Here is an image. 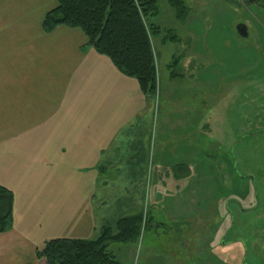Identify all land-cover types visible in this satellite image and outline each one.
<instances>
[{"label":"crops","instance_id":"1","mask_svg":"<svg viewBox=\"0 0 264 264\" xmlns=\"http://www.w3.org/2000/svg\"><path fill=\"white\" fill-rule=\"evenodd\" d=\"M56 3L0 0V185L13 196L0 264H46L35 256L46 240H93L142 209L155 95L79 28L44 32ZM180 159L169 179L187 183Z\"/></svg>","mask_w":264,"mask_h":264},{"label":"rangeland","instance_id":"2","mask_svg":"<svg viewBox=\"0 0 264 264\" xmlns=\"http://www.w3.org/2000/svg\"><path fill=\"white\" fill-rule=\"evenodd\" d=\"M183 2L182 19L156 0L148 20L159 32L144 221L107 250L122 264H264V0ZM179 159L187 183L169 179Z\"/></svg>","mask_w":264,"mask_h":264},{"label":"trees","instance_id":"3","mask_svg":"<svg viewBox=\"0 0 264 264\" xmlns=\"http://www.w3.org/2000/svg\"><path fill=\"white\" fill-rule=\"evenodd\" d=\"M42 20L44 32L59 25L79 28L87 43L107 56L126 76L137 80L140 90L156 93V68L150 36L159 32L149 23L156 15V0H56ZM177 18L186 14L183 0H168ZM172 40L173 37L170 36ZM176 40V39H175ZM11 191L0 185V232L12 223ZM144 221L142 211L118 218L114 228L104 225L93 240L56 238L35 249L46 264H122L107 250L111 242H134Z\"/></svg>","mask_w":264,"mask_h":264},{"label":"water","instance_id":"4","mask_svg":"<svg viewBox=\"0 0 264 264\" xmlns=\"http://www.w3.org/2000/svg\"><path fill=\"white\" fill-rule=\"evenodd\" d=\"M236 31L242 37H246L247 36V29H246L245 25L242 24V23H239L236 26Z\"/></svg>","mask_w":264,"mask_h":264}]
</instances>
